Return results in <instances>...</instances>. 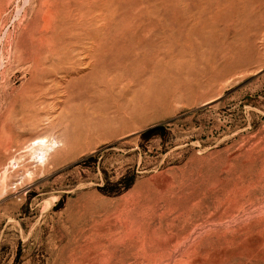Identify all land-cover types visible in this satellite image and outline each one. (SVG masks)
<instances>
[{
	"label": "rangeland",
	"instance_id": "1",
	"mask_svg": "<svg viewBox=\"0 0 264 264\" xmlns=\"http://www.w3.org/2000/svg\"><path fill=\"white\" fill-rule=\"evenodd\" d=\"M120 1L0 0V264H264V0Z\"/></svg>",
	"mask_w": 264,
	"mask_h": 264
},
{
	"label": "bare ground",
	"instance_id": "2",
	"mask_svg": "<svg viewBox=\"0 0 264 264\" xmlns=\"http://www.w3.org/2000/svg\"><path fill=\"white\" fill-rule=\"evenodd\" d=\"M120 1V0H119ZM120 2H122V0L120 1ZM124 3H125V1H123ZM165 2V1H164ZM153 12V11H152ZM156 12V11H155ZM144 13H145V11H144ZM157 13V12H156ZM155 13V15H157ZM142 14V13H141ZM153 14V13H152ZM160 14H158L157 15V17L159 16ZM153 17H155V16H153ZM162 18V17H161ZM136 19V18H135ZM155 19V18H154ZM158 19H160V16H159V18ZM163 19V18H162ZM121 20H122V18H121ZM136 21V20H135ZM143 21V20H142ZM154 21V20H153ZM152 21V22H153ZM164 22V21H163ZM150 23H151V20H150ZM154 23V22H153ZM152 23V24H153ZM161 23V22H160ZM138 24H140V23H138L137 22V24H135V26H137V27H139L138 26ZM163 24V23H162ZM134 26V27H135ZM133 29V28H132ZM138 29V28H137ZM153 29V28H152ZM136 30V29H135ZM132 32H133V30H131ZM131 31H130V33H131ZM138 31V30H137ZM129 33V34H130ZM135 34V33H134ZM137 34V33H136ZM61 35V34H60ZM127 35V34H126ZM133 35V34H132ZM128 37V36H127ZM126 37V38H127ZM129 40V39H128ZM94 43V42H93ZM118 44V43H117ZM111 47V46H110ZM67 48V47H66ZM66 48L65 47H62V49H65L64 50V52H67L68 53V49H67V51H66ZM70 51H71V49H70ZM63 52V50H62V56L63 55H65V53ZM58 53H60V52H58ZM70 53V52H69ZM50 54V53H49ZM68 55V54H67ZM59 57H61V55L59 56ZM58 57V59H60ZM64 57H66L67 58V56H64ZM64 57H61L62 59L64 58ZM62 59H60L59 60V62L62 60ZM64 61H66V59L64 58ZM62 62H63V60H62ZM61 62V63H62ZM124 73V72H123ZM113 80V79H112ZM149 92V91H148ZM150 96V95H149ZM148 98V97H147ZM131 99V98H130ZM130 101V100H129ZM156 101V100H155ZM160 103V102H159ZM163 103V102H162ZM151 107V106H150ZM134 110V109H133ZM148 110V109H147ZM125 112V111H124ZM131 114V113H130ZM56 144H57V142H52V143H49L46 139H38V140H35L34 142H33V144H32V148H31V153H32V155L35 157V158H41V160H42V162L41 163H45L47 160H48V158H50V154H51V152L55 149V147H56ZM32 156V157H33Z\"/></svg>",
	"mask_w": 264,
	"mask_h": 264
}]
</instances>
